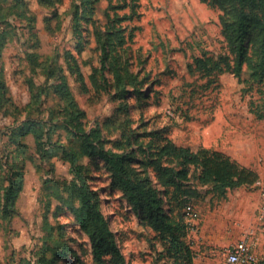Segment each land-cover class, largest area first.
Listing matches in <instances>:
<instances>
[{"label":"rangeland","instance_id":"obj_1","mask_svg":"<svg viewBox=\"0 0 264 264\" xmlns=\"http://www.w3.org/2000/svg\"><path fill=\"white\" fill-rule=\"evenodd\" d=\"M137 3L132 20L118 24L125 37L132 38L119 57L130 81L135 83L136 76L140 85L130 84L121 92L101 64L98 35L107 31V13L113 14L108 0L92 8L79 6L78 11L80 0H0V72L9 100L0 98V184L9 170L22 172L13 213L8 218L0 213V264H97L69 206L66 185L74 177L70 163L58 155L43 157L33 135L21 136L18 130L27 117H38L45 122L42 129L50 130V143L79 145L63 126L64 104L49 89L58 75L66 77L85 112L84 128L99 127L106 149H136L156 134L192 150L219 151L254 171L255 183L228 190L223 197L213 196L209 185L199 186L198 196L180 207L161 196L167 214L186 223L194 264H228L226 252L242 240L254 264H264V120L249 110V102L258 103L259 96L255 89L242 93L246 85L230 73L200 77L188 70L194 57L204 52H228L221 12L199 0ZM116 11L119 16L130 13L129 7ZM28 53H36L39 67L29 63ZM248 74L244 67L241 78ZM11 103L20 113L10 108ZM134 135L141 138L133 142ZM133 157L128 164L131 175L148 174L155 184L151 168L141 163L145 156L136 152ZM82 165L84 183L94 193L126 261L170 264L158 255L162 246L155 233L113 187L104 161L84 157ZM187 202L196 209L197 219L185 218Z\"/></svg>","mask_w":264,"mask_h":264},{"label":"trees","instance_id":"obj_2","mask_svg":"<svg viewBox=\"0 0 264 264\" xmlns=\"http://www.w3.org/2000/svg\"><path fill=\"white\" fill-rule=\"evenodd\" d=\"M99 1L80 0V4L76 5L77 11L79 6L92 8ZM108 1L113 14L107 13V31L98 35L101 64L103 70L109 71L114 77L116 87L125 92V87L130 84L136 87L140 83L136 76L132 78L135 83H132L130 74L121 64L119 52L124 49L127 40L131 41L132 38L131 35L126 38L124 30H121L118 24L124 20H132L138 3L137 0H130L129 3L124 0L123 5L117 6L111 4L112 0ZM199 1L221 12V35L228 52L218 55L204 52L201 56L194 57L193 63L188 65V70L196 71L200 77L230 73L239 83L246 85L242 93L255 89L259 96L258 103L251 100L249 110L255 118L264 120V0ZM126 7H129L130 13L119 16L116 10ZM28 61L33 66L40 65L36 53H28ZM244 67L249 74L247 78L242 79ZM51 77L54 78V74ZM90 82L96 85L93 74L90 75ZM49 89L64 104L61 111L65 112L63 126L80 140L79 145L50 143V130L42 129L45 122L38 117H27L18 130L21 136L29 133L33 135L36 150L41 152L43 157L47 154L58 155L70 163L74 177L66 185L69 206L76 224L89 239L91 255L97 264L130 263L126 261L107 219L98 209L94 193L84 183L82 158L98 157L104 161L112 172L113 187L122 191L144 226L155 233L162 246V252L158 255L167 258L170 264H194V253L186 241V223L180 216L176 219L167 214L162 194L168 204L180 207L187 200L198 196L199 186L209 185V192L213 196L223 197L228 190L253 184L258 179L254 171L241 166L219 151L203 147L192 150L177 145L162 135H149L150 140L146 144L141 141L136 149L121 152L112 148L106 149L99 127L89 131L84 128L85 112L78 107L66 77L56 76ZM0 98L3 102H9L5 96L1 72ZM12 107L20 113L21 109L11 103L10 108ZM27 107L30 108L29 105ZM133 137V142L141 138L138 135ZM136 152L145 156L141 163L145 168H151L155 184L148 174L141 178L131 175L128 164ZM8 174L3 180L5 184L3 181L0 184L2 218H8L13 213L15 197L22 187L21 171L9 170ZM157 186H160L162 191Z\"/></svg>","mask_w":264,"mask_h":264},{"label":"built area","instance_id":"obj_3","mask_svg":"<svg viewBox=\"0 0 264 264\" xmlns=\"http://www.w3.org/2000/svg\"><path fill=\"white\" fill-rule=\"evenodd\" d=\"M185 218L189 221L197 219L198 213L194 206L187 202L184 206ZM226 261L228 264H254V255L247 244V241L242 240L236 243L231 249H229L226 254Z\"/></svg>","mask_w":264,"mask_h":264}]
</instances>
